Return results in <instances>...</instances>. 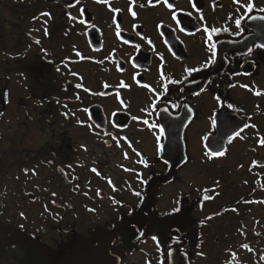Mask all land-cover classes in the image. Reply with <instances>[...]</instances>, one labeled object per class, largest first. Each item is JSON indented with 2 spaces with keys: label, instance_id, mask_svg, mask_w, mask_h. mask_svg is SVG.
Returning <instances> with one entry per match:
<instances>
[{
  "label": "flooded vegetation",
  "instance_id": "af4514ba",
  "mask_svg": "<svg viewBox=\"0 0 264 264\" xmlns=\"http://www.w3.org/2000/svg\"><path fill=\"white\" fill-rule=\"evenodd\" d=\"M248 2L0 0V264H171L175 241L189 264H264V0Z\"/></svg>",
  "mask_w": 264,
  "mask_h": 264
},
{
  "label": "snow or ice",
  "instance_id": "6c2138e0",
  "mask_svg": "<svg viewBox=\"0 0 264 264\" xmlns=\"http://www.w3.org/2000/svg\"><path fill=\"white\" fill-rule=\"evenodd\" d=\"M97 2H98V3H106V4H108V6L111 8L110 0H97ZM160 2H161V0H156V3H160ZM233 2H234L235 4H241V0H233ZM76 3H79V0H76ZM130 3L134 5V4H135V0H130ZM163 3H164L169 9H172V8H173V4H172V3H169V0H163ZM148 4H149V5H152V4H153V0H148ZM244 6L246 7L247 12L251 13V12L253 11L254 4L251 2V0H250V2H248V3H247L246 5H244ZM140 7H144V5H140ZM192 7H193V8H196V4H195L194 2L192 3ZM111 10H112L114 13H115V12H120V11H121L120 9H117V8H112ZM196 10H197L198 12L200 11L198 8H197ZM262 10H264V9H262ZM81 12H83V9H81ZM131 14L133 15V17H135V16L137 15L135 11H132ZM172 15H173V18H175V17H176V12L173 11V12H172ZM41 16H49V17H51V14H50V13H47V12H44V13H41ZM70 18H71V19H75V17H71V16H70ZM241 18H242V17H241ZM241 18H237V19L235 20V23H236L237 26L240 25ZM201 19H203V16H201ZM43 23H44L45 25H47V21H44ZM177 23H179V21H177ZM117 29H119V25H118V24H117ZM180 30L183 31V28H181ZM223 30H224V31H227V29H223ZM205 31L207 32V40L209 41L208 48H209L210 51H213V50L216 48V43H215V42H212L213 35L218 34V33L221 31V29L216 28V27H212V28L209 30V29L206 27V28H205ZM45 34H46V35L48 34V33H47V28H46V27H45ZM117 34H119V32H117ZM36 43H39V41H36ZM125 43H128V41H125ZM149 43H151V41H149ZM136 47H139V45H137ZM261 47H264V45H261ZM77 55L79 56L80 53H77ZM81 58H83V57H81ZM213 59H214V56L209 58V64H210L211 62H213ZM187 71H188V73H192V72H195V71H199V69H197V68H190V69H188ZM76 87L80 88V87H82V85H81V84H78V85H76ZM163 87H164L165 90L167 89V85H166V84H165ZM242 87L248 88L249 86H248V85H242ZM101 94H103V93H101ZM255 94H256V95H260L261 93H260L259 91H257ZM121 103H123V101H121ZM229 107H232V105H229ZM114 115H115V113H114ZM133 119H136V117H134ZM144 122H145L146 124L148 123V121H144ZM213 123H215V121H213ZM247 127H249V125H247V124L244 125V128H247ZM251 127H256V126H255V125H251ZM244 128H240L239 131H236V132L234 133V136L229 138V139H230V142H231V140L234 139L235 137H241V133L244 131ZM160 131H161V133H163V131H164L163 128H161ZM241 138H242V137H241ZM125 139H126V138H125ZM204 139H207V137H205ZM259 143L262 144V145H264V137H261V138H260ZM159 150H160V151H163V150H164V145H163V144H160V145H159ZM224 154H225V153H224L223 151H212V152L210 153L211 156H223ZM125 157H127V154H125ZM140 162H141V163H145V161H143V160L140 161ZM255 164H256V162L254 161V162H253V166H255ZM241 167H242V166H241ZM25 171L27 172V170H25ZM92 171H96V169H92ZM33 172H34V170H33ZM109 183H111L110 180H109ZM98 194H99V193H98ZM137 195H139V194H137ZM206 198H209V197H206ZM175 211H179V209H175ZM20 215H21V216H24V213H20ZM20 227H23V225H21ZM112 227L115 228V225H113ZM153 239H156V238L153 237ZM113 243H116V241L113 240ZM242 247L247 248L248 245H247V244H244V245H242Z\"/></svg>",
  "mask_w": 264,
  "mask_h": 264
},
{
  "label": "water",
  "instance_id": "95a60500",
  "mask_svg": "<svg viewBox=\"0 0 264 264\" xmlns=\"http://www.w3.org/2000/svg\"><path fill=\"white\" fill-rule=\"evenodd\" d=\"M173 228L172 233L174 239L178 237V235L183 234L186 229V222L183 217H174L173 219ZM175 241V240H174ZM187 240L184 242L186 243ZM173 249L170 251V262L171 264H189L188 256L182 252V248L176 246V241L174 243Z\"/></svg>",
  "mask_w": 264,
  "mask_h": 264
},
{
  "label": "rangeland",
  "instance_id": "374dc122",
  "mask_svg": "<svg viewBox=\"0 0 264 264\" xmlns=\"http://www.w3.org/2000/svg\"><path fill=\"white\" fill-rule=\"evenodd\" d=\"M6 2V0H4ZM4 1L1 0V2L5 3ZM4 46L5 45H2L0 43V63H5V57H6V54H5V49H4ZM7 59V58H6ZM2 64H0V70L2 69L1 67ZM2 93L4 92V89L2 88L0 90ZM5 115H3V119H1L2 121H0V127H1V130H4V127H6V121H5V118H4Z\"/></svg>",
  "mask_w": 264,
  "mask_h": 264
},
{
  "label": "trees",
  "instance_id": "16d2710c",
  "mask_svg": "<svg viewBox=\"0 0 264 264\" xmlns=\"http://www.w3.org/2000/svg\"><path fill=\"white\" fill-rule=\"evenodd\" d=\"M0 114H1V110H0Z\"/></svg>",
  "mask_w": 264,
  "mask_h": 264
}]
</instances>
